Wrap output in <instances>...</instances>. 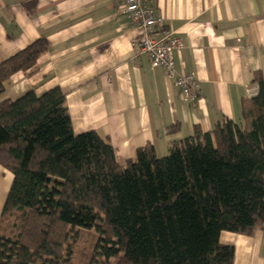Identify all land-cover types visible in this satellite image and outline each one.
Here are the masks:
<instances>
[{
    "label": "trees",
    "instance_id": "obj_1",
    "mask_svg": "<svg viewBox=\"0 0 264 264\" xmlns=\"http://www.w3.org/2000/svg\"><path fill=\"white\" fill-rule=\"evenodd\" d=\"M39 40L0 63L33 77ZM239 123L153 145L118 161L108 137L76 134L65 93L0 101V166L13 182L0 215V264H234L221 232L264 230V78Z\"/></svg>",
    "mask_w": 264,
    "mask_h": 264
},
{
    "label": "crops",
    "instance_id": "obj_2",
    "mask_svg": "<svg viewBox=\"0 0 264 264\" xmlns=\"http://www.w3.org/2000/svg\"><path fill=\"white\" fill-rule=\"evenodd\" d=\"M153 5L183 44L174 52L175 67L195 77L194 101L141 52L144 34L132 27L124 0H0V63L39 40L50 45L38 73L13 75L0 101L60 88L75 133L108 137L121 164L148 144L166 156L197 129L213 130L225 119L239 123L242 102L257 86L255 73L264 78V0ZM12 182L0 166V215ZM219 241L234 247V264H264V230L221 232Z\"/></svg>",
    "mask_w": 264,
    "mask_h": 264
},
{
    "label": "built area",
    "instance_id": "obj_3",
    "mask_svg": "<svg viewBox=\"0 0 264 264\" xmlns=\"http://www.w3.org/2000/svg\"><path fill=\"white\" fill-rule=\"evenodd\" d=\"M125 13L133 28L143 32L144 39L139 44L142 53L150 58L154 68H162L175 86L181 90L186 101L197 98V81L193 75H182L175 67L174 52L182 49L183 44L174 32L165 28L153 5V0H124ZM158 34H161L158 37ZM258 86L251 90V96H256Z\"/></svg>",
    "mask_w": 264,
    "mask_h": 264
}]
</instances>
